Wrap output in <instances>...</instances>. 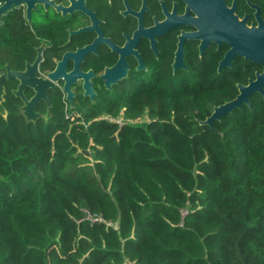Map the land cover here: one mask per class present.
I'll list each match as a JSON object with an SVG mask.
<instances>
[{
  "label": "trees",
  "instance_id": "16d2710c",
  "mask_svg": "<svg viewBox=\"0 0 264 264\" xmlns=\"http://www.w3.org/2000/svg\"><path fill=\"white\" fill-rule=\"evenodd\" d=\"M218 59L0 116V264H264V96L201 124L250 70Z\"/></svg>",
  "mask_w": 264,
  "mask_h": 264
},
{
  "label": "flooded vegetation",
  "instance_id": "af4514ba",
  "mask_svg": "<svg viewBox=\"0 0 264 264\" xmlns=\"http://www.w3.org/2000/svg\"><path fill=\"white\" fill-rule=\"evenodd\" d=\"M179 47L185 66L177 69L213 53L218 72L246 63L236 87L247 84L261 64L236 55L218 65L234 47H264V0H0V116L37 123L60 107L78 113L124 82L172 67ZM117 63L127 76L107 88L116 76L106 70Z\"/></svg>",
  "mask_w": 264,
  "mask_h": 264
},
{
  "label": "water",
  "instance_id": "95a60500",
  "mask_svg": "<svg viewBox=\"0 0 264 264\" xmlns=\"http://www.w3.org/2000/svg\"><path fill=\"white\" fill-rule=\"evenodd\" d=\"M199 49L200 52H202L204 47H199ZM236 55H242L244 58L259 63L264 67V47H234L230 49L220 61L218 70L226 65H230V61ZM184 66L182 50L181 47H179V49L176 51V56L174 62L172 63V67L175 71L178 67ZM121 69L122 72H120ZM127 70L128 66L121 63H117L114 67L107 69V74L116 76V79L113 81H106L107 88H110L112 84L116 83L118 80L125 78L127 76ZM22 74L23 73H19L18 76H21ZM5 77V75L0 76V114L3 116H6V111L1 104V101L3 100L2 81L5 79ZM237 87L239 91L238 95L230 101H226L220 105L214 106L211 115L208 116L204 121H201V124L211 125L214 120L221 119L225 114L231 113L234 108L239 107L243 102L250 104L249 97L252 94L260 93L264 96V70L262 73H257L256 79H250L247 84H238ZM86 94H88V91ZM89 94L93 96L94 92L90 91Z\"/></svg>",
  "mask_w": 264,
  "mask_h": 264
},
{
  "label": "built area",
  "instance_id": "2783aa9c",
  "mask_svg": "<svg viewBox=\"0 0 264 264\" xmlns=\"http://www.w3.org/2000/svg\"><path fill=\"white\" fill-rule=\"evenodd\" d=\"M109 120H113L118 124H123V120L121 118L115 119V118H111L109 117ZM86 218L92 220V221H103L102 217H93L91 215H88Z\"/></svg>",
  "mask_w": 264,
  "mask_h": 264
}]
</instances>
